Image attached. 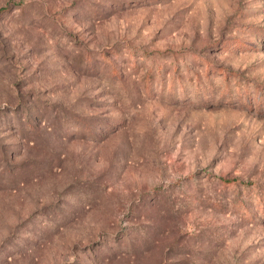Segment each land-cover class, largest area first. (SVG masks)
Here are the masks:
<instances>
[{
	"label": "rangeland",
	"instance_id": "374dc122",
	"mask_svg": "<svg viewBox=\"0 0 264 264\" xmlns=\"http://www.w3.org/2000/svg\"><path fill=\"white\" fill-rule=\"evenodd\" d=\"M0 264H264V0H0Z\"/></svg>",
	"mask_w": 264,
	"mask_h": 264
}]
</instances>
